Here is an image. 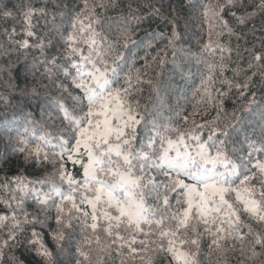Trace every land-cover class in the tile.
Here are the masks:
<instances>
[{"label":"snow or ice","instance_id":"obj_1","mask_svg":"<svg viewBox=\"0 0 264 264\" xmlns=\"http://www.w3.org/2000/svg\"><path fill=\"white\" fill-rule=\"evenodd\" d=\"M134 2L0 0V264H264V0Z\"/></svg>","mask_w":264,"mask_h":264},{"label":"trees","instance_id":"obj_2","mask_svg":"<svg viewBox=\"0 0 264 264\" xmlns=\"http://www.w3.org/2000/svg\"><path fill=\"white\" fill-rule=\"evenodd\" d=\"M209 2H215V0H201V3H209ZM70 3L82 4L83 0H70ZM128 3H132L133 7L136 6L134 0H122V7L126 8ZM140 3L141 4L144 3V0H140ZM165 3H167V0H165ZM107 15L115 16L116 12L109 10L107 12ZM254 24L258 26L260 24V19L257 18L254 21ZM249 27H252V25L250 24ZM165 31L166 29L162 24L148 21L145 22L143 25H141L140 29L136 33L135 39L137 40V42L142 40H147L153 34L159 35L160 32H165ZM245 31H247V29H245ZM201 38L207 41L208 27L206 24H202L199 20L193 19L189 26L186 39H188L193 45H195L196 41ZM163 43L164 42H161V47L163 46ZM232 44L233 46L236 45V40L234 38L232 40ZM157 51L158 49H156L155 46L152 49H144L143 46L141 45V50H140L141 59L140 62L137 64V67L145 71L146 75L141 77V81L137 85L138 91L136 94L139 96L142 104L148 102L150 90L147 81L148 79L153 77L154 72L157 70L155 65L152 63V57L157 54ZM8 75L9 74L7 72L0 74V91H2L4 87L7 86L6 81ZM228 75H231V73H228ZM15 82L16 81L13 80V83ZM189 83L191 84V88L187 90L188 100L180 101L181 104L180 110L185 114L200 113L203 110L202 105L200 108L197 107V104L200 102V97L193 96V91L195 90V87L199 85V78H197L194 83L192 81H190ZM234 99H235L234 97L230 98L225 103V107L227 108V111L229 113H231L233 107L235 106L233 103ZM172 102L175 103L174 100ZM39 103L40 101H33L31 108V110L36 113L37 117H39V113H40ZM208 113H210V115H208ZM204 114L207 115L208 119H211L213 116L216 115V111L212 108L211 105H209L207 113ZM192 118L193 117L190 116V119ZM194 118L198 122L201 120V116L199 114H197ZM3 151H4L3 145H0V154H2ZM17 256L21 257V259L24 260V264H33V257L27 254H23V250L18 251ZM242 260L243 258L240 256L238 250L235 253L229 252L227 255V260H225L222 254H217L213 249L209 248L208 244L202 245L201 264H242ZM108 264H113V261L109 260ZM115 264H120L119 258H116ZM165 264H167V261H165Z\"/></svg>","mask_w":264,"mask_h":264}]
</instances>
